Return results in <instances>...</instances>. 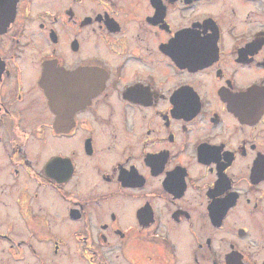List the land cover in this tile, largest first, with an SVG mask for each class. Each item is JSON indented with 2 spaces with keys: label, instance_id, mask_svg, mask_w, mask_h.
Here are the masks:
<instances>
[{
  "label": "flooded vegetation",
  "instance_id": "1",
  "mask_svg": "<svg viewBox=\"0 0 264 264\" xmlns=\"http://www.w3.org/2000/svg\"><path fill=\"white\" fill-rule=\"evenodd\" d=\"M8 263L264 264V0H14Z\"/></svg>",
  "mask_w": 264,
  "mask_h": 264
},
{
  "label": "water",
  "instance_id": "2",
  "mask_svg": "<svg viewBox=\"0 0 264 264\" xmlns=\"http://www.w3.org/2000/svg\"><path fill=\"white\" fill-rule=\"evenodd\" d=\"M14 16V0H0V34L4 33Z\"/></svg>",
  "mask_w": 264,
  "mask_h": 264
},
{
  "label": "rangeland",
  "instance_id": "3",
  "mask_svg": "<svg viewBox=\"0 0 264 264\" xmlns=\"http://www.w3.org/2000/svg\"><path fill=\"white\" fill-rule=\"evenodd\" d=\"M1 257H2L3 260L6 259V255H2ZM8 264H11V263H8Z\"/></svg>",
  "mask_w": 264,
  "mask_h": 264
}]
</instances>
